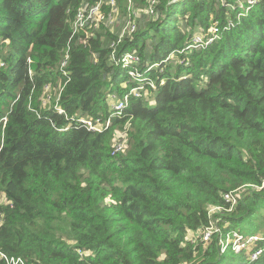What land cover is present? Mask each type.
Here are the masks:
<instances>
[{
  "label": "trees",
  "instance_id": "trees-1",
  "mask_svg": "<svg viewBox=\"0 0 264 264\" xmlns=\"http://www.w3.org/2000/svg\"><path fill=\"white\" fill-rule=\"evenodd\" d=\"M97 1L0 0V248L41 264H264V0L239 19L237 0H158L115 49L141 71L162 63L147 72L156 88L118 115L111 96L138 84L111 58L120 32L71 36L78 8ZM97 118L111 125L80 120ZM117 131L128 146L113 155ZM210 206L224 207L220 232L191 241ZM232 231L263 238L221 252Z\"/></svg>",
  "mask_w": 264,
  "mask_h": 264
},
{
  "label": "built area",
  "instance_id": "built-area-1",
  "mask_svg": "<svg viewBox=\"0 0 264 264\" xmlns=\"http://www.w3.org/2000/svg\"><path fill=\"white\" fill-rule=\"evenodd\" d=\"M260 0H237V4H229L232 8H236L239 6L243 11L237 14V19L242 17L243 15L247 14L251 8L256 5ZM147 6L141 7L137 4L136 0H127L128 3V18H123V24L121 29L119 30L120 35L117 41L112 43V55L111 58L115 61L116 64L122 65V67L126 68V72L129 75L130 80L134 79L135 81L138 80L137 85L130 86V90L127 94L123 97H117L115 95L111 96L112 101V108L114 115H118L123 112L124 108L128 105L130 97H142L143 94H147L150 91V88H156L155 80L147 75V72L156 68L160 67L162 63H155L150 65L145 69V71H141L137 66L136 63L140 62V57L131 51L125 52L121 57H117L115 55L116 45L121 42L122 38L126 34H133L136 32L138 28L137 19L141 17L143 14L147 15L148 17L156 16V8L158 5V0H147ZM224 4L227 2L224 0ZM108 6V8H105ZM119 12V14H118ZM120 15L118 0H98L94 4H83L80 8H78L75 18L72 25V35L74 36L77 33L84 32L85 40L91 35L90 30L93 28H99L102 23L108 24L113 29V25L117 22L118 16ZM236 21L231 18L228 20L227 24L223 26L222 30H220L218 26V21H216L213 25L210 26L208 32L201 36L197 35L193 43L190 44L188 48H205L207 45L211 44L213 41L218 39L222 32L234 27ZM69 59V54L65 55V58L62 62V66H65ZM166 61V60H164ZM127 81L124 86L128 84ZM161 84H164V81H161ZM49 88V87H47ZM153 102V100H152ZM86 127L91 131H101L105 127L111 125V120L108 119L104 122L101 118L93 119H80ZM120 133L116 132L114 144H113V151L112 154L120 153L124 151L128 146L127 136L128 133L126 131H119ZM243 187H238L234 190L228 191L224 194L225 200L230 204V207L227 210H232L238 200L242 197ZM7 198L4 192L0 193V203H6ZM224 207L222 206H210L209 207V225L204 228L202 231H190L188 234V238L191 241L197 240L198 237H201L203 241H209L213 234L220 232L217 224L215 223V212H222ZM1 224V221H0ZM260 237L258 235H251V236H244L242 233L237 231L228 232L226 238L220 236V244L222 245L221 252H224L228 245L232 243L234 249L236 251H240L244 247H246L249 243H253L254 241L258 240ZM261 251H257L253 254V259H255ZM82 253V252H80ZM0 263L5 264H41L35 262H28L22 256H15L10 255L6 251L0 248Z\"/></svg>",
  "mask_w": 264,
  "mask_h": 264
},
{
  "label": "rangeland",
  "instance_id": "rangeland-1",
  "mask_svg": "<svg viewBox=\"0 0 264 264\" xmlns=\"http://www.w3.org/2000/svg\"><path fill=\"white\" fill-rule=\"evenodd\" d=\"M128 6V3H127V0H126V7ZM181 8H182V4L180 5V7H179V10H180V12H181ZM119 11H120V15L118 16V14H119V12H118V14L116 15V18H117V16H118V20H117V22L112 26L113 27V30H115V31H118L119 32V30L121 29V26H122V24H123V18H128V13H129V9H128V7H127V10H126V12H122L121 11V9L119 8ZM179 16V15H178ZM199 36H201V35H203V33H199L198 34ZM172 58H174V55L173 54H171V55H169L168 56V58H167V62L170 60V59H172ZM165 62V61H164ZM0 66H1V64H0ZM51 93V89L50 88H47L46 89V95H49ZM117 133H120L119 131H117ZM0 193H2V192H0Z\"/></svg>",
  "mask_w": 264,
  "mask_h": 264
},
{
  "label": "clouds",
  "instance_id": "clouds-1",
  "mask_svg": "<svg viewBox=\"0 0 264 264\" xmlns=\"http://www.w3.org/2000/svg\"><path fill=\"white\" fill-rule=\"evenodd\" d=\"M0 64H1V65H4V63H2V62H1Z\"/></svg>",
  "mask_w": 264,
  "mask_h": 264
}]
</instances>
